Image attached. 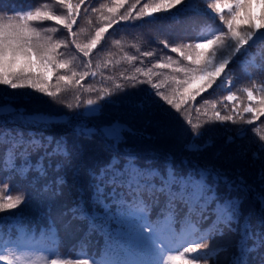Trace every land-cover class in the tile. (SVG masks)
<instances>
[{"label": "snow or ice", "instance_id": "snow-or-ice-1", "mask_svg": "<svg viewBox=\"0 0 264 264\" xmlns=\"http://www.w3.org/2000/svg\"><path fill=\"white\" fill-rule=\"evenodd\" d=\"M178 5L181 7L177 8ZM207 8L219 17L220 26L209 25L206 34L187 40L183 35L171 38L157 30L158 45L167 49L166 53L161 50L157 57L155 50L141 51L136 44L128 47L135 48L139 56L128 54L123 37L112 39L109 46V37L116 30L114 26L137 27L136 22L154 25L157 14L171 15L173 9L195 12V0H131L130 3L110 0L100 7L90 6L88 0H51L39 6L0 0V86H4L0 89L4 93L0 96V124L47 128L63 117L27 113L24 108L16 107V103L30 102L36 99L33 93H40L53 103L64 104L61 99L64 92L83 90L95 93V98H81L77 94L75 105L64 106L82 118L73 127V135L81 145L91 143L99 148V153L93 154L89 162L84 160L79 148L75 154L70 152L64 137L25 135L19 129L0 127V184H4L0 188V213H10L0 220H12L19 233L15 239L11 235L6 239L0 228V262L15 264L14 251L24 244L47 247L45 264H209L204 250L210 248L211 241L220 239L226 243L212 251V256L227 253L234 245L238 255L231 258L230 264H248L250 253H259L258 264H264V183L257 195L260 215L253 223V213L245 214L242 198L234 195L253 190L242 177L229 174L222 166L193 163L188 159L181 162L183 167L178 170L171 156L164 158L163 171L151 166L152 159H146L145 165L140 166L137 163L140 152L130 147L128 141L143 137L142 131L119 121L87 123L88 117L101 112L105 104L117 103L112 98L128 89L139 94V99L133 101L138 114L159 117L178 125L185 133L191 132L193 143L187 145V150L193 153L208 147L211 139L203 145L195 141L216 124L242 126L260 121L264 117V82L258 84L253 80L250 86L234 90V66L244 61L264 71V0H210ZM90 14H97L98 22L88 19L90 27L85 34L79 22ZM113 48L122 60L130 62V71L120 74L123 82L99 73L102 80L113 82L112 87L81 84L86 78L98 75L93 67L109 68L110 64L115 67L103 59H97L93 66L94 57L113 56ZM247 57L251 59L245 61ZM149 58H154L150 67L136 66L137 61L144 65ZM8 89L20 91L9 94ZM26 89L32 92L23 91ZM218 90L227 94L207 98ZM193 113L197 122H193ZM245 114L249 115L245 117ZM252 130L259 134L258 127ZM225 131L231 133L233 129L226 127ZM235 136L242 139L245 129L236 128ZM227 141L232 143L234 136L229 134ZM253 143L252 156L260 161V180L264 182V134H259L258 141ZM81 160L92 181L91 203L99 211L89 216L84 202L80 201L63 215H70L72 220L87 219L86 236L101 227L93 223L99 219L103 221L105 235L113 239H106L99 259L87 257L86 248L79 255L87 258H51L59 247L54 223L49 229H42L38 236L34 232L30 234L22 226L24 216L20 210L28 197L23 189L15 196L9 194L11 188L5 181L12 178L28 180L30 184L44 181L39 190L55 198L65 181L57 176L48 182V169L54 167L59 172L72 161ZM185 244L178 255H165Z\"/></svg>", "mask_w": 264, "mask_h": 264}, {"label": "trees", "instance_id": "trees-1", "mask_svg": "<svg viewBox=\"0 0 264 264\" xmlns=\"http://www.w3.org/2000/svg\"><path fill=\"white\" fill-rule=\"evenodd\" d=\"M21 2V0H16ZM110 0H88V4L92 7H100L101 4L109 3ZM130 3L131 0H126ZM207 2L210 0H195L197 11L192 12L185 10L184 12H177L176 9L172 10L173 14L160 13L157 14L158 20L154 25H144L141 22H136L137 27H128L125 24L114 26L116 29L111 37H109V46L112 39H119L123 37L124 48L130 55L139 56V52L135 48L128 47L129 44H136L141 51L155 50L157 57L163 52H167V49H163L162 45H158V40L155 39L157 30L161 33L167 34L171 38L183 35L187 40L188 38L195 37L197 35L206 34L208 26L213 27L220 26L221 21L219 17L207 8ZM42 3H51V0H30L27 2L29 6H39ZM181 6L178 5L177 8ZM83 15V14H82ZM91 19L94 23L98 22L97 14H90L84 19L80 20V26L85 28V34L89 29L87 20ZM51 23V22H49ZM111 31V30H110ZM149 37L153 39L150 41ZM162 50V51H161ZM113 56H102L93 58V66H95L97 59H103L111 61L115 67L109 65V68L93 70L98 72L96 77H88L85 81H81L85 87L88 84H92L94 87L107 86L112 87L113 82L111 80L104 81L101 79L99 73H103L104 76L116 77V82H123L119 79L121 73H125L126 70L130 71V62L122 60L121 54L117 52L115 48L112 49ZM255 55V50L252 53ZM175 56L176 54H172ZM251 57L244 58V60H250ZM151 62H154V58H149L144 65H141L139 61L136 62L138 67H150ZM235 67L236 83L235 88L250 86L252 81L255 80L258 84L264 82V71H259L244 61L238 63ZM250 74V75H249ZM54 82V81H53ZM78 87V86H77ZM142 88H148V85H142ZM4 86H0L3 89ZM20 90L8 89L7 92L13 93ZM23 91L32 92L31 89ZM4 93L0 92V96ZM79 94L81 98H87L91 96L95 98V93H86L81 90L77 93L74 90H69L61 95V99L64 104L71 103L76 104V96ZM226 92L218 90L213 93L211 97L216 98L220 95H226ZM36 99L30 102L18 101L16 107L24 108L27 113H45L51 116L63 119H57L52 122L47 128L27 126L21 123H5L0 124V127L19 129L28 133H35L37 135L51 136L57 139L64 137L67 139L70 152L75 154L79 148L83 152L84 160L92 162L91 158L93 154L99 153L97 145L91 143L81 142L73 135V127L82 119L74 112L70 111L64 104L53 103L47 96L40 93H33ZM117 103L105 104L101 112H98L94 117H88L87 123L89 125H96L108 122L119 121L126 124L129 127H133L143 132V137L136 136L128 141L130 147H134L140 152L141 159L137 161L140 166L145 165L146 159H152V167L158 168L163 171L164 158L171 156L178 166V170L182 169L181 162L185 159L192 161L193 163H213L218 167L222 166L229 174L242 177L248 185L252 186L253 190L241 191L234 193L242 198V210L245 214L248 212L253 213V223L260 215L261 204L257 199L258 193L261 192V184L264 183L260 180L261 164L259 160H254L252 151L255 148L254 141H258L259 134H264V125L261 121H264V117L260 118V121L254 122V125H220L216 124L210 131H206L205 134L197 139L195 143L197 145H203L208 143L211 139V143L208 147L201 152H190L187 150V145L193 143L191 132L185 133L178 125L161 119L159 117L151 115H140L136 108L133 106V101L139 99V94L134 89H128L126 93L116 95L112 98ZM200 98L197 97V100ZM83 111V108L81 109ZM249 114H245L247 117ZM193 122H197L195 113H193ZM259 128V134L253 132V127ZM233 129L231 133L225 131V128ZM243 127L245 129V136L241 139L235 136V129ZM231 134L234 136V141L229 143L227 136ZM150 137V139H148ZM248 148L247 152L243 149ZM36 157L33 156V162ZM98 163V161H96ZM55 164V162H54ZM34 175V174H33ZM57 176L63 177L65 183L60 190V194L52 198L49 195L39 190L40 185L44 181H40V184H30L28 180L21 181L18 178H12L5 181L10 188L9 194L15 196L19 194L23 189L28 197L27 203L22 205L20 210L23 212L24 221L22 226H26L27 230H30V234L34 232L37 236L41 230L49 229L46 224V218L51 217L55 225V230L58 234L59 247L56 249L55 254L51 258H87L95 257L101 258L106 244V239L111 241L113 238L111 235H105L103 232V221L96 219L93 223L100 225L97 230L92 231L89 235H85L88 232L89 221L85 220H72L71 216H65L63 213L69 208L75 206L76 203L83 201L88 211L89 216H92L94 212H98V208H94L91 203V189L89 185L92 183L90 177L87 175L84 162L80 163L72 161L65 167H62L59 172L55 171V168L48 169V182H51ZM31 179V175L29 177ZM4 184H0V188H3ZM13 212L18 210H12ZM158 211V210H157ZM10 215V213H0V218ZM45 215V216H44ZM45 218V219H44ZM152 218H156V212L152 213ZM0 228L4 231L5 238L9 235L12 238L18 237V226L10 219L0 220ZM115 229L116 225H112ZM225 240L216 239L210 242V248L205 249L204 252L208 253L209 264H230L231 258L238 255V251L233 245L227 251V253H220L219 256H212L211 252L218 247L224 246ZM187 244L178 247V251H173L172 255H178L179 251H183V247ZM86 248L87 257H81L79 253ZM14 254L20 258L17 260L15 255L12 259L17 262L16 264H45V259L48 258L49 249L47 247H31L18 246ZM259 253L248 254V264H258ZM3 264V262H0ZM173 264V262H169ZM179 264V262H175Z\"/></svg>", "mask_w": 264, "mask_h": 264}]
</instances>
